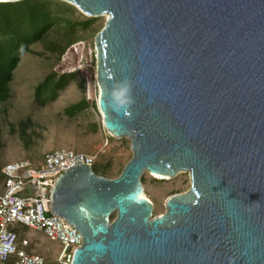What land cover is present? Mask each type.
Returning <instances> with one entry per match:
<instances>
[{"label":"water","instance_id":"obj_1","mask_svg":"<svg viewBox=\"0 0 264 264\" xmlns=\"http://www.w3.org/2000/svg\"><path fill=\"white\" fill-rule=\"evenodd\" d=\"M61 1L107 16L98 110L132 153L115 179L78 164L50 190L82 236L71 264H264V0ZM145 172L190 189L154 216Z\"/></svg>","mask_w":264,"mask_h":264},{"label":"rangeland","instance_id":"obj_2","mask_svg":"<svg viewBox=\"0 0 264 264\" xmlns=\"http://www.w3.org/2000/svg\"><path fill=\"white\" fill-rule=\"evenodd\" d=\"M2 15V26L11 28H4L6 35L0 36L4 64L12 62L10 52L19 28L35 30L41 25L43 29L47 24L36 40L28 42L6 82L5 100L0 101V169L23 159L37 164L47 153L71 150L97 155L93 172L107 179L117 178L132 153L128 139L109 135L98 110L94 40L106 18L87 17L61 0L3 6ZM79 61L86 66L83 71L90 79L91 98L82 70L63 73L69 70L68 63ZM141 181L143 194L154 206V216L164 213L171 196L190 189L187 172L166 179L144 173ZM13 228L30 241L47 264H56L57 242L25 226Z\"/></svg>","mask_w":264,"mask_h":264},{"label":"built area","instance_id":"obj_3","mask_svg":"<svg viewBox=\"0 0 264 264\" xmlns=\"http://www.w3.org/2000/svg\"><path fill=\"white\" fill-rule=\"evenodd\" d=\"M69 70H86L83 62L68 63ZM87 95L91 98V83L84 72ZM97 155L57 150L45 154L43 162L32 163L28 159L5 164L0 180V264H47L44 256L35 253L30 241L13 228L25 226L43 233L59 244L56 264H71L74 253L82 246V236L63 218L52 215L49 204L50 190L56 181L78 164L96 162ZM28 186L31 194L23 196Z\"/></svg>","mask_w":264,"mask_h":264},{"label":"trees","instance_id":"obj_4","mask_svg":"<svg viewBox=\"0 0 264 264\" xmlns=\"http://www.w3.org/2000/svg\"><path fill=\"white\" fill-rule=\"evenodd\" d=\"M34 0H20L18 2H14V3H3L0 4V36L2 38V36L4 37L5 35L4 32H6L10 26H2V8L3 6H9V5H15V4H26L28 2H31ZM46 24L43 29H40L41 25H39V27L37 29H23V27L19 28L22 32H20L17 34L16 32L14 33V37L16 40V42L14 43V45L12 46V51L10 53H12V62L9 64H4L2 63L3 57L0 56V101H3V99L5 100V86H6V82L9 81L10 78V73L11 71L15 68V65L18 61L19 55L21 54V52L26 48L28 42L36 40L39 35L43 32V30L46 28ZM4 28H6L7 30L4 31ZM11 29V28H10ZM35 32V33H34ZM1 40H0V46H1ZM1 170V169H0ZM0 180H1V175H0Z\"/></svg>","mask_w":264,"mask_h":264},{"label":"bare ground","instance_id":"obj_5","mask_svg":"<svg viewBox=\"0 0 264 264\" xmlns=\"http://www.w3.org/2000/svg\"><path fill=\"white\" fill-rule=\"evenodd\" d=\"M65 2V1H64ZM66 3H68V4H70V5H72V6H74V7H76L75 5H73V4H71V3H69V2H66ZM79 11H81L78 7H76ZM81 13L82 14H84L85 16H87V17H90V16H88V15H86L85 13H83L82 11H81ZM102 17H105L106 19H107V16L106 15H104V16H102ZM95 61V60H94ZM145 173H148V172H145ZM180 173H183V172H180ZM188 173V172H187ZM149 174V173H148ZM143 176V175H142ZM154 177H156V178H159V179H166L167 178V176H162V175H153ZM142 198H144V199H146V200H148V201H150L149 199H148V197L147 196H145L143 193H142ZM151 202V201H150ZM152 203V202H151ZM153 205V204H152ZM153 210H154V206H153Z\"/></svg>","mask_w":264,"mask_h":264}]
</instances>
